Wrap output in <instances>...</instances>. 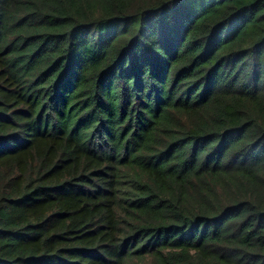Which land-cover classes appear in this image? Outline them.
<instances>
[{
  "label": "trees",
  "instance_id": "1",
  "mask_svg": "<svg viewBox=\"0 0 264 264\" xmlns=\"http://www.w3.org/2000/svg\"><path fill=\"white\" fill-rule=\"evenodd\" d=\"M0 264H264V0H0Z\"/></svg>",
  "mask_w": 264,
  "mask_h": 264
}]
</instances>
